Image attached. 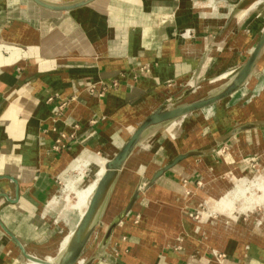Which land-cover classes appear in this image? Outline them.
I'll list each match as a JSON object with an SVG mask.
<instances>
[{"label": "crops", "instance_id": "obj_1", "mask_svg": "<svg viewBox=\"0 0 264 264\" xmlns=\"http://www.w3.org/2000/svg\"><path fill=\"white\" fill-rule=\"evenodd\" d=\"M213 1L217 10L206 0H95L53 12L32 0H0V264L29 263L3 227L27 254L59 257L70 229L49 205L73 166L101 167L155 111L245 65L264 30V1ZM258 76L264 49L230 103L146 133L109 193L85 264H264V209L202 228L193 220L247 180L254 163L264 169ZM114 82L103 96L91 92ZM246 89L252 103L234 102ZM59 102L68 104L56 120ZM63 136L68 148L54 153Z\"/></svg>", "mask_w": 264, "mask_h": 264}, {"label": "water", "instance_id": "obj_2", "mask_svg": "<svg viewBox=\"0 0 264 264\" xmlns=\"http://www.w3.org/2000/svg\"><path fill=\"white\" fill-rule=\"evenodd\" d=\"M36 5L41 8L53 11V12H71L76 9L82 8L94 2L95 0H82L72 4H55L48 2L46 0H32ZM264 1V0H260ZM264 49V30L261 35V38L253 50L250 58L245 63V65L234 75V77L219 91L211 93L205 97H202L194 102L188 104H182L176 106L177 103H172L169 107H163L155 111L150 115L134 132L130 139L124 144V146L119 150L115 157L108 161L105 165V173L100 179L95 193L89 203V206L79 222L77 228L72 233L70 241L63 251L60 253L55 264H77L79 259L82 256L83 251L87 247L92 235L94 234L96 227L98 225L100 214L105 206V203L108 199L109 193L129 157L142 142L146 133L150 130L157 128L159 126L174 122L181 118L186 117L189 114H192L197 111L210 108L217 103L226 100L238 92L251 77L258 59ZM195 87H191L186 91L185 97L193 93ZM185 156L179 157L174 160L173 163L163 170L159 171L154 178L152 179L151 184L155 183L166 171L170 170L174 165L179 161L184 159ZM137 196H135L136 198ZM135 200V199H134ZM131 205L128 207L129 211ZM118 221L113 225L109 230L107 237L112 233V229L116 226ZM4 231L9 234L20 247L23 256L29 262L37 264H51L40 258L31 256L26 253L23 246L19 243L15 237H13L4 227Z\"/></svg>", "mask_w": 264, "mask_h": 264}, {"label": "bare ground", "instance_id": "obj_3", "mask_svg": "<svg viewBox=\"0 0 264 264\" xmlns=\"http://www.w3.org/2000/svg\"><path fill=\"white\" fill-rule=\"evenodd\" d=\"M196 6H197V4H196ZM207 8H208V6H207ZM224 78H226V75L219 76V77L215 78L214 80H212L211 82H212V84H216V83L222 81ZM198 90L199 89H197V91ZM263 91H264V76L262 78H260L258 85L255 87L256 96H261ZM229 101H230V99H229ZM110 160H112V159H110ZM107 162L108 161H103L102 166L98 167V168H93V166H91L92 164L88 161H83V162L75 164L73 166V171L76 172L78 174V176H77L76 180L70 179L67 182V185L65 188V193H66L65 208H67V210L64 211L65 210V208H64L63 212L59 216V220L61 219V220L65 221V223L68 226L71 225L69 235L64 239V242L62 244L61 252L63 251V249L66 248L68 242L70 241L72 233L75 231L79 222L81 221L82 217L84 216V214H85V212L89 206V203H90V201H91V199L95 193L97 185L105 173V165ZM96 169L97 170L101 169V171L97 177L93 176V173H92V171H94ZM86 171L91 172L92 182L87 187H85L83 189H79L77 187V184H79L80 180L83 178ZM248 194H250V197L248 196ZM237 202H241V203H239L240 205L244 204V207L241 206V208H240L241 210H247V209L250 210V209H253V208L261 206V205L263 206L264 205V177L259 176L258 178H256L255 180H252V181H248L246 179L240 181L235 186L234 190L231 193L227 194L225 197L220 199V201L218 202V206L219 207L224 206L225 207L224 209L228 210V209H230V207L232 205H235ZM82 207H86L85 211L82 210ZM84 252H85V250H84ZM38 258L45 260L51 264H55L57 262V259L54 260L56 257H38ZM86 261H87V259L84 260V256H82L79 259L77 264H85ZM28 264H37V263L29 262Z\"/></svg>", "mask_w": 264, "mask_h": 264}, {"label": "rangeland", "instance_id": "obj_4", "mask_svg": "<svg viewBox=\"0 0 264 264\" xmlns=\"http://www.w3.org/2000/svg\"><path fill=\"white\" fill-rule=\"evenodd\" d=\"M223 75H226V78H224L222 81H220V82H218L216 84H212V82H211L215 78H209V79H207L205 81V83H204L205 86L203 88L199 89V91L197 93H195L194 95H192L191 97H189L187 100L185 99L183 101V104H188V103L194 102L197 99H200L202 97H205V96H207V95H209L211 93L217 92L220 89H222L229 82V80L231 79L230 77H227L228 74H223ZM220 76H222V75H220ZM260 77L261 76H258L257 78L259 79ZM253 99H255V94L252 92V90L246 89L243 92L242 100L241 99H238V101L237 100L235 101V99H234V102H237L238 104L247 102V103L250 104V103H252ZM230 102H231V98H230V101L228 99V100L222 102L219 105H227ZM254 169H255V171L254 170H251L250 171V174H249V177H248L247 180L252 181V180H255L256 178H258L259 176L260 177H264V169L260 166V164L258 162L256 163ZM100 171H101V169H98V170L96 169V170L92 171L93 176H96L97 177L99 175ZM73 172L74 171H72L71 173H69L70 176L65 179L64 183L66 185H67L68 180H70V179L76 180L77 179V177H75V175H72L71 176V174ZM88 176H89V174H88ZM88 176L84 179V181H83V178H82L80 180L79 184H77V187L78 188H79V185H81L79 189H83V188L87 187L92 182L91 176H89V177ZM248 196L250 197V194H248ZM65 198H66V193L61 198L60 204H59V201L58 200H53L50 203V205H49L50 206V209H52V210H55L56 209L55 212L58 213V216H57L58 218H59V216L61 215V213L63 212V210L65 208V202H66L65 201ZM218 202L216 203V205H214V204L213 205L212 204L209 205L208 203H206L198 211L201 214L200 217H199V219L198 220L193 219V220L197 223V225L200 228H202L203 226L212 225L214 223H216V224H223L224 223V219H226V217H231V218H235V217H240L241 218L243 216L244 217H249L250 214H253V213L254 214H259L260 211L262 209H264V205L263 206L261 205V206L255 207L253 209H250V210L249 209H247V210H241L240 208H241V206L244 207V204H241L240 205L239 203H241V202H237L235 205H232L230 207V209L227 210V209H224L225 208L224 206L219 207L218 206ZM85 209H86V207H82V210L83 211H85ZM66 210H67V208H65L64 211H66ZM198 212L196 214H194L193 217H195L198 214ZM59 222L61 224H63V225H66L70 229L71 225L68 226L65 223V221H63V220L60 219ZM57 258L58 257L56 256V258L54 260H56ZM84 260H86V257L85 256H84Z\"/></svg>", "mask_w": 264, "mask_h": 264}, {"label": "built area", "instance_id": "obj_5", "mask_svg": "<svg viewBox=\"0 0 264 264\" xmlns=\"http://www.w3.org/2000/svg\"><path fill=\"white\" fill-rule=\"evenodd\" d=\"M197 1H199V0H194V2L196 3ZM206 2H208V3H210L209 4V7L212 9V10H217V7H216V2H214L213 0H206ZM219 4V3H218ZM192 36V32L191 31H187L186 33H185V35H184V37H191ZM144 71L146 70V68H144L143 69ZM142 70V71H143ZM114 86H116V83L114 82V83H112V85H106V84H101V86H100V88L99 89H97V87L94 85V86H91L90 87V89H91V92L93 93V94H98L99 96H103L104 94H105V91H106V89L108 88V87H114ZM48 102L49 103H52V102H54V99L51 97V98H49L48 99ZM67 104H68V102H59V104L57 105V106H55L54 107V109H53V114H54V116H55V118H56V120H58L62 115H63V113H64V111H65V108L67 107ZM100 121V119H94L91 123L92 124H96V123H98ZM79 128V126L78 125H75L74 126V129H78ZM72 141H74L75 140V135H73L72 136ZM68 148V144L67 143H65V136H63V137H61V138H59V139H57L56 140V143H55V145L53 146V148H52V151L54 152V153H61L62 151H64V150H66ZM83 162V161H82ZM78 163H81V162H78ZM257 163V162H256ZM256 163H254V165L251 167V170H254L255 171V165H256ZM91 165V164H90ZM88 174H89V171H86L85 172V175L83 176V181H84V179L88 176ZM72 175H75V177H77L78 176V174L76 173V172H73L72 174H71V176ZM70 176V175H69ZM90 176V175H89ZM88 176V177H89ZM61 184V190H60V193L57 195V197H55V199L54 200H58L59 201V204H60V200H61V198L63 197V195H65V186H66V184L64 183V182H62V183H60ZM80 186L81 185H79V188H80ZM199 215V216H198ZM200 213L198 212V214L195 216V217H193V219H196V220H198L199 219V217H200ZM57 221H59V218H57ZM260 223V222H259ZM200 228H198V230H199ZM213 255H214V257L215 258H217V260L218 261H222L226 256L224 255V254H221V253H219V252H217V251H213Z\"/></svg>", "mask_w": 264, "mask_h": 264}]
</instances>
